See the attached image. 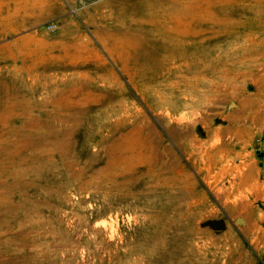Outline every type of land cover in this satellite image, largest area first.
Returning <instances> with one entry per match:
<instances>
[{
    "label": "rangeland",
    "instance_id": "rangeland-1",
    "mask_svg": "<svg viewBox=\"0 0 264 264\" xmlns=\"http://www.w3.org/2000/svg\"><path fill=\"white\" fill-rule=\"evenodd\" d=\"M174 4L0 0V264H264V0Z\"/></svg>",
    "mask_w": 264,
    "mask_h": 264
},
{
    "label": "crops",
    "instance_id": "crops-1",
    "mask_svg": "<svg viewBox=\"0 0 264 264\" xmlns=\"http://www.w3.org/2000/svg\"><path fill=\"white\" fill-rule=\"evenodd\" d=\"M255 127L257 130H259V133L261 131L260 135V148L257 150L261 153V156L256 158L255 156H252L250 159V162L248 163L246 170L244 173L240 176L239 183L247 184V185H258V184H264V117H259L258 120H256ZM239 131H236L232 128L226 129V139H228L229 143H233L237 139H239ZM227 143V142H226ZM231 161V160H229ZM231 169L227 170L226 168V176L229 175L232 176L235 172L234 167H230Z\"/></svg>",
    "mask_w": 264,
    "mask_h": 264
},
{
    "label": "bare ground",
    "instance_id": "bare-ground-1",
    "mask_svg": "<svg viewBox=\"0 0 264 264\" xmlns=\"http://www.w3.org/2000/svg\"><path fill=\"white\" fill-rule=\"evenodd\" d=\"M199 0H185L183 1V3H181V1L178 0H172V2L176 3L174 4L176 8L169 10L168 8H164L163 11V16L165 19H169L170 21H177L178 23H180L184 17L190 16L194 14L195 11V7H197L196 5L198 4ZM165 2V1H164ZM168 2V1H167ZM170 2V1H169ZM168 2V3H169ZM2 3V2H1ZM166 3V2H165ZM194 5V6H193ZM197 14V13H196ZM211 16V15H210ZM212 17V16H211ZM176 23V22H175ZM17 44V43H16ZM6 47V46H5ZM8 47V46H7ZM17 47V46H16ZM3 49V48H2ZM19 49V48H18ZM16 49V50H18ZM16 52V51H15ZM14 54V53H13ZM10 55V54H9ZM15 55V54H14ZM7 56V55H6ZM13 57V56H12ZM1 58V57H0ZM3 58V57H2ZM5 59V58H4ZM9 60V59H8ZM18 60V59H17ZM4 61V60H3ZM16 64V63H15ZM9 77V76H8ZM2 79V77H1ZM12 79V78H11ZM4 82V81H3ZM11 85V84H10ZM6 89V88H5ZM33 89V88H32ZM2 91V90H1ZM6 92V91H5ZM8 92V91H7ZM18 93V92H17ZM12 94V93H11ZM11 96V95H10ZM25 96V95H24ZM5 100V99H4ZM7 100V99H6ZM3 101V100H2ZM1 101V102H2ZM19 101V100H18ZM17 102V100H16ZM13 103V102H11ZM19 103V102H18ZM20 104V103H19ZM8 105V104H7ZM15 105V104H14ZM19 106V105H18ZM7 107V106H6ZM25 107V106H24ZM9 108V107H8ZM31 108V107H30ZM4 110V108H3ZM14 110V109H13ZM12 112V111H11ZM10 112V113H11ZM18 113V112H17ZM10 121V120H9ZM2 123V122H1ZM10 123V122H9ZM10 129V128H9ZM5 164V163H4Z\"/></svg>",
    "mask_w": 264,
    "mask_h": 264
},
{
    "label": "built area",
    "instance_id": "built-area-1",
    "mask_svg": "<svg viewBox=\"0 0 264 264\" xmlns=\"http://www.w3.org/2000/svg\"><path fill=\"white\" fill-rule=\"evenodd\" d=\"M46 27L49 30H53L54 28H56V23L51 22V23L47 24Z\"/></svg>",
    "mask_w": 264,
    "mask_h": 264
},
{
    "label": "water",
    "instance_id": "water-1",
    "mask_svg": "<svg viewBox=\"0 0 264 264\" xmlns=\"http://www.w3.org/2000/svg\"><path fill=\"white\" fill-rule=\"evenodd\" d=\"M262 204L264 205V202H262ZM211 223L215 224L216 222H211Z\"/></svg>",
    "mask_w": 264,
    "mask_h": 264
}]
</instances>
